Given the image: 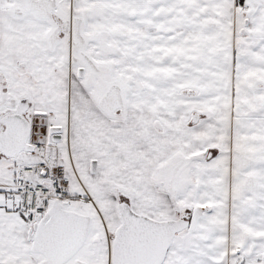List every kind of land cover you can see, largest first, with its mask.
<instances>
[{
  "label": "snow or ice",
  "instance_id": "1",
  "mask_svg": "<svg viewBox=\"0 0 264 264\" xmlns=\"http://www.w3.org/2000/svg\"><path fill=\"white\" fill-rule=\"evenodd\" d=\"M0 264H264V0H0Z\"/></svg>",
  "mask_w": 264,
  "mask_h": 264
}]
</instances>
